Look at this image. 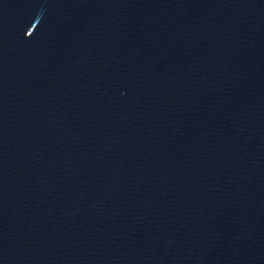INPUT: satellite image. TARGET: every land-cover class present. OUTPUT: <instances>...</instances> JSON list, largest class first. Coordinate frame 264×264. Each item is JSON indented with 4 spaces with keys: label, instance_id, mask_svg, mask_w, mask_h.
<instances>
[{
    "label": "water",
    "instance_id": "1",
    "mask_svg": "<svg viewBox=\"0 0 264 264\" xmlns=\"http://www.w3.org/2000/svg\"><path fill=\"white\" fill-rule=\"evenodd\" d=\"M0 264H264V0H0Z\"/></svg>",
    "mask_w": 264,
    "mask_h": 264
}]
</instances>
